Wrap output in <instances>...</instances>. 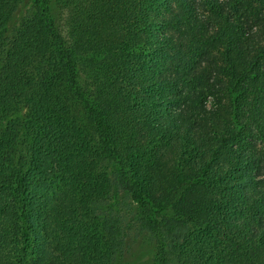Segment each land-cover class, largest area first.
Segmentation results:
<instances>
[{"label": "trees", "instance_id": "16d2710c", "mask_svg": "<svg viewBox=\"0 0 264 264\" xmlns=\"http://www.w3.org/2000/svg\"><path fill=\"white\" fill-rule=\"evenodd\" d=\"M0 0V264H264V0Z\"/></svg>", "mask_w": 264, "mask_h": 264}, {"label": "rangeland", "instance_id": "374dc122", "mask_svg": "<svg viewBox=\"0 0 264 264\" xmlns=\"http://www.w3.org/2000/svg\"><path fill=\"white\" fill-rule=\"evenodd\" d=\"M32 8L30 0H22L14 12L7 28L6 36L20 26L28 11ZM118 211L113 214L122 215L126 238L124 244V264H153L155 257V241L152 234L144 227L138 216L137 205L128 195L120 194Z\"/></svg>", "mask_w": 264, "mask_h": 264}]
</instances>
